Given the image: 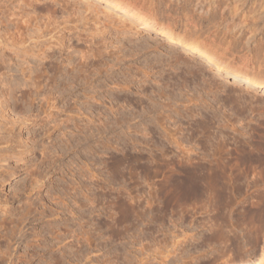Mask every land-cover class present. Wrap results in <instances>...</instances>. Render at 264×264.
I'll list each match as a JSON object with an SVG mask.
<instances>
[{"label": "clouds", "instance_id": "obj_1", "mask_svg": "<svg viewBox=\"0 0 264 264\" xmlns=\"http://www.w3.org/2000/svg\"><path fill=\"white\" fill-rule=\"evenodd\" d=\"M31 2L51 5L56 0ZM14 6L13 0H0V12ZM143 6L132 0H116L111 5L113 9L125 11ZM208 7L215 10L218 6L210 2ZM225 10L233 19L239 17L240 24L236 28L247 26L250 38L258 32L264 33V0H224L219 11L221 19ZM236 28L226 30L225 35L231 31L235 39L239 35ZM0 37V47L5 51L19 53L27 48L26 44L15 42L14 32L0 33ZM28 43L32 41L29 39ZM9 45L13 48L9 49ZM134 58L117 57L109 62L104 52L94 56L89 51L87 57H82L78 50L69 47L67 54L62 52L59 58L61 67L57 69L55 61L51 63L49 67L53 71L47 76L41 74L39 79L42 82L17 85L34 89L29 99L39 96L42 90L47 98H51L53 93L65 97L64 104L73 105L79 119L67 114L60 118L63 109H57V117L47 112L43 116L39 112L32 116L28 124L42 128L45 137L50 132H57L59 141L60 152L49 153L45 144L39 159H32L25 141H20L15 151H9L11 133L8 129L13 125L0 128V149L4 150L0 153V170L7 171L4 166L9 160H14L23 166L26 173L20 182L22 186L10 190L0 199V264H51V261L42 259L43 237L35 232L26 236L23 222L33 207V201L39 198L34 193L43 182L33 176L37 164L56 157H61L62 165L56 168L60 173L56 179L67 188V191L63 188L61 191L82 214L95 216L99 213L95 195L99 192L110 194L112 207L107 211L114 220L118 215L113 210L116 201H125L119 215L129 223H125L123 229L116 224L113 228L117 237L125 229L132 230L127 232L126 238L103 237L114 246V258L110 264H264V196L253 202L257 211L250 217L235 219L232 208L225 206L217 197L216 178L212 173L221 162L217 150L221 141L228 137L223 134L219 139L214 135L205 137L203 146L192 142L189 144L192 152L188 153L174 135L181 128L182 121L194 120L199 115L198 112L189 115L190 105L203 106L206 103L202 99L194 101L190 94L186 95L187 89L184 88L185 80L198 78L200 74L193 77L191 72L173 69L165 79V67L157 68L145 63L143 67L136 68L132 63L124 64L125 59ZM4 61L10 63L7 57ZM95 61H99L97 67L92 66L91 62ZM42 67V63L37 62L34 74L41 73ZM145 84L151 85L147 92L143 87ZM181 88L184 91H179ZM207 91L211 92V89ZM130 97L134 98L135 108L120 102ZM81 108L89 115L84 116ZM259 108L260 118L264 119V102ZM249 112L248 117L234 126L227 123L221 114L220 123L213 131L231 129L233 145L240 155L246 156L244 166L239 168L244 182L250 192L264 193V146L257 148L251 144L249 128L255 121L250 117L255 113ZM44 118L49 121L47 127L35 123ZM60 126L64 127L67 135L58 132ZM179 134L183 135V132ZM240 144L246 147V153L240 149ZM26 155L28 160L24 159ZM222 162L226 163V160ZM232 167L238 165L233 164ZM174 176L180 178L178 184L171 183ZM26 182L31 183L30 189ZM132 192L136 195L129 206L127 201ZM18 193H25L28 198L21 199ZM9 195L13 199H21L19 208L14 211L8 210ZM50 199L64 204L60 197ZM76 199H80L83 208L76 204ZM197 200L202 201L198 205L203 209L199 215L206 219L195 225L181 226L177 213L183 215L185 205ZM144 201L150 203L144 204ZM69 215L73 216L77 228L83 231L85 221L76 220L71 210ZM51 219L56 220L57 216L53 215ZM185 227L188 228L187 234L177 242V232L183 233ZM56 230L59 231V226ZM53 242L57 244L55 250L58 251L62 245L55 238ZM120 246H125L122 252ZM89 259L65 261V264H88Z\"/></svg>", "mask_w": 264, "mask_h": 264}, {"label": "rangeland", "instance_id": "obj_2", "mask_svg": "<svg viewBox=\"0 0 264 264\" xmlns=\"http://www.w3.org/2000/svg\"><path fill=\"white\" fill-rule=\"evenodd\" d=\"M106 1L116 2V0ZM132 2H138L144 6L127 9L126 12L135 14L146 21L148 25L157 27L162 32L170 33L175 39L189 44L190 47L195 48L206 58H217L230 71L250 73L255 79L264 81V33L258 32L254 38H250L247 26L243 29L236 28V25L240 24V19L239 17L233 19L227 10L224 11V18L221 19L219 11L224 0H132ZM210 2H215L218 7L215 10L209 9L208 3ZM13 4L14 7L0 12V33L10 31L14 32L15 35H26L24 26L32 28L29 30V32L35 31L34 38L31 39L32 43L36 44V48H42V51L45 50L49 53L44 59L39 57L42 56V51L39 55L28 57L30 65L35 68L37 62L50 65L54 61L55 65L60 68L59 58L62 52L66 55L67 49L72 47L78 50L82 57H87L89 51L94 56L104 52L105 58L109 59V62L117 57L123 59L134 56V60L125 59L124 64L132 63L136 68L143 67L145 63L157 68L165 67L167 68L165 79L173 69L177 72H191L193 77L199 73L198 78L185 80L184 88L187 89L186 95L190 94L194 101L202 99L206 103L203 106L190 105L189 115L196 112L199 115L194 120L182 121L181 128L177 129L174 135L178 144L187 149L188 153L192 152V148L189 147L192 142L203 146L202 142L205 137L210 138L214 135L216 139H219L221 134L227 136L228 139L221 141L217 150L221 162L215 172L212 173L216 178L217 197L225 206L232 208L234 219L250 217L253 212L257 211L253 202L260 200L264 193L250 192L248 184L244 182V175L239 171V168L244 166L246 156L240 155L237 147L233 145V134L230 128L213 130L220 123L221 114L227 123L234 126L248 117L250 115L249 110H251L252 113H255L250 117L251 120L255 121L249 128L251 144L257 148L264 146V119L260 118L259 108L260 103L264 102L263 89L253 88L243 82H234L230 75L207 69L197 57L174 48L160 38L125 27L119 22H109L108 17L105 16L100 7L91 8L93 11V15L90 14L91 18L97 19L100 24V28L95 30L90 26L68 20L69 9H61L64 4L72 7L77 6V0H56V3L51 5L34 4L31 0H13ZM84 13L87 14V11ZM3 21H7V23H3ZM110 27L113 28L110 32H102L104 28ZM232 28H236V32L239 33L235 39H233L234 33L231 31L225 35L226 30ZM9 37L11 38V36ZM153 61L156 63L153 64ZM91 63L93 67L99 65V61ZM51 72L52 70H49L48 74ZM16 75L17 77L14 78L17 82L24 80L19 72ZM4 78L6 84H0V101L6 97L5 93L13 79L11 76H4ZM163 82L162 80L161 83ZM143 87L145 92L151 89V85L148 84ZM184 88L179 89V91H184ZM209 88L211 92L207 91ZM13 95L12 97H14ZM15 95V99L12 97L10 99L12 107L6 108L4 112L5 117L9 116L11 120L8 125H11L15 118L18 119L12 127L11 135L13 138L8 142L9 151H15V148L19 147V142L25 141L26 149L31 153L32 159H39L45 144L48 145L49 153L60 152L57 132H50V135L45 137L42 128H34L33 124L27 123L28 120L32 119V115L25 120L23 113H19L20 106L13 109L15 100L18 101V104L22 101L19 89ZM133 99L130 97L127 101L121 100L120 102L135 108L136 104ZM64 100L65 97H59L56 103L57 107L51 111L52 113H49L53 117H57V109H63L59 114L60 118L67 114L69 117L78 120L79 116L75 115L73 105L68 104L66 106ZM40 105L41 101L37 99L33 105V116L37 112L41 116L45 113ZM112 107H116V105H112ZM80 111L84 113V116L89 115L83 108ZM19 115H21L20 118H18ZM5 117H0V128H4L2 122ZM35 123L47 127L49 121L44 118L43 120H36ZM68 127L70 128L71 125ZM58 132L67 135L63 126H60ZM180 132H183V135H180ZM239 147L244 153L247 152L244 145L240 144ZM225 148L227 152L224 151ZM3 151L0 149V153ZM24 159L28 160L29 157L26 155ZM60 160L61 157H56L42 161L37 164V170L33 172L34 176L37 175L43 182L34 193L39 198L33 201V207L23 222V228L27 229L25 235L31 236L35 232L43 237L41 241L43 245L41 249L42 259L51 261V264L80 261L85 257H90L88 264H110L114 258V246L110 241L104 240L103 237L126 238L127 232L132 230L131 228L125 229L117 237L113 228V225L116 224L123 229V225L129 223L123 215H119L120 208L125 201L121 199L116 201L113 210L118 215L114 220L107 211V208L112 207L110 194L99 192L95 194L96 205L100 209L99 213L95 216L82 214L65 198L61 189L67 191V188L56 179L60 175L56 168L62 166ZM225 160L226 163L222 162ZM233 164H237L238 167H232ZM4 167L7 168V171L3 170V173H0V199H3L4 194L9 193L10 190L14 191L21 187L20 182L26 174L23 166L17 165L14 160H9L8 165ZM12 173H15L14 176L11 175ZM45 176L48 178L45 179ZM179 179V177L174 176L171 183L178 184ZM18 195L21 199L28 198L25 193H18ZM135 195L134 192L130 194L127 201L129 206ZM161 195L163 194L161 193ZM50 197H60L64 200V204H58ZM21 199H13L9 195V211L18 209ZM142 203L150 202L144 201ZM76 204H80L81 208L84 207L80 199H76ZM200 204H202L200 200L195 203L189 201L185 205L183 215L177 213L181 226L195 225L198 221L206 219V217L199 215L203 210L198 206ZM153 207L155 208V206ZM69 210L75 215L76 220L85 221L83 231L77 228L73 216L69 215ZM53 215L57 216L56 220L51 219ZM57 226H59L58 232ZM187 232V227L184 228L183 233L177 232L176 241L182 240ZM54 238L62 245L58 251L55 250L57 244L53 242ZM124 247L120 246L121 252ZM62 253L63 255H61Z\"/></svg>", "mask_w": 264, "mask_h": 264}, {"label": "bare ground", "instance_id": "obj_3", "mask_svg": "<svg viewBox=\"0 0 264 264\" xmlns=\"http://www.w3.org/2000/svg\"><path fill=\"white\" fill-rule=\"evenodd\" d=\"M113 3L106 1V0H77V6H69V5H62V10L63 9H69V17L68 20L75 21L77 23L90 26L91 28L97 30L100 28V24L97 19L91 18L90 14L93 15V11L91 10L92 7H100L102 8L105 16L108 17V21L112 22H119L121 25L125 27H129L131 29H135L138 32H144L147 33L148 35L156 38H160L169 45L173 46L174 48L187 53L189 55L195 56L198 58V60L205 66L207 69H212L217 72H222L224 74L230 75L233 78L234 82H243L248 85H251L253 88H258V89H263L264 90V81L255 79L250 73H244L242 71H230L228 68L224 66L223 63L220 62L215 57H209L206 58L202 54H200L195 48L190 47L189 44L184 43L183 41H178L171 35L170 33L162 32L160 29L154 26L148 25L146 21H144L142 18L136 16L135 14L128 13L126 11H122L121 9H113L111 7ZM87 11V14L84 13ZM89 11V13H88ZM131 21V23L129 22ZM25 31L27 32L26 35L19 34L15 35V42L17 43H24L27 45V48L19 53H15L12 50L5 51L3 47H0L1 53L3 55H0V84L5 85L6 81L4 76H11L13 78L11 80V84L8 86L7 92L5 93L6 97H4L3 101H0V117L4 116L5 117V109L8 107H12L11 100L10 99H15L16 97V91L19 89L21 91V96H22V101L20 104H18V101L15 100L13 102V109L18 108L19 106L21 107L19 110V113H23L24 119H28L30 117L28 116H33L34 112L33 110V105L34 102L39 99L41 101L40 107L43 109V112L47 113H52L51 111L57 107V101L59 99L58 96H56L55 93H53L51 98H47L43 92L39 94V96L33 97L32 99H29V97H32L34 89H30L29 87H17L18 84H24L28 85L35 82H42L40 81L39 77L41 74L43 75H48L49 70L53 69L49 67V65H46L44 62L42 63L43 67L41 69V73H35V67L30 65V60L28 57L39 55L42 53V59H44L46 56H48L49 53H47L45 50L42 51V48H36V44L33 43H28L29 39H33L34 37V32H29L30 27L24 26ZM112 27L110 28H104L102 30L103 33L105 32H110ZM9 39H13V37H9ZM0 42H2V37H0ZM35 45V47H33ZM42 47V46H41ZM13 45H9V49H12ZM40 51H42L40 53ZM38 52V53H35ZM31 53V54H29ZM4 57H7L10 63H5ZM26 64V65H25ZM17 66V67H16ZM57 69L59 67L55 65ZM20 73L21 77L24 79L22 81H16L14 77H17L16 73ZM15 80V81H14ZM14 81V82H13ZM38 86V84H37ZM12 94H14L12 97ZM44 95L43 97H41ZM7 96H9L7 98ZM12 97V98H11ZM21 115H19L18 118H20ZM10 117H5L4 121L2 124L4 125V128L8 127L9 122L11 121L9 119ZM18 119H14V122H11V125L14 126ZM13 123V124H12ZM8 131L11 133L12 132V127L8 129ZM12 135L9 137L8 142L12 139ZM0 173H3V170L0 171ZM15 173H12L11 175L14 176ZM34 176V173H33ZM35 178L37 181H41V179L35 175ZM31 183H29V189L31 188ZM40 186V184H39ZM9 210V209H8ZM27 217V216H26ZM25 217V218H26Z\"/></svg>", "mask_w": 264, "mask_h": 264}]
</instances>
